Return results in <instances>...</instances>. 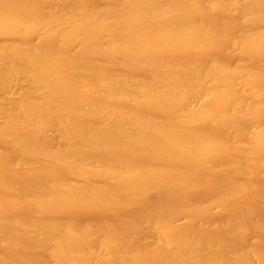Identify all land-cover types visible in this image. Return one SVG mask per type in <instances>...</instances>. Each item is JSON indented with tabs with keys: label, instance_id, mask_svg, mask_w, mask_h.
Wrapping results in <instances>:
<instances>
[{
	"label": "bare ground",
	"instance_id": "1",
	"mask_svg": "<svg viewBox=\"0 0 264 264\" xmlns=\"http://www.w3.org/2000/svg\"><path fill=\"white\" fill-rule=\"evenodd\" d=\"M91 1L0 0V264H264V0Z\"/></svg>",
	"mask_w": 264,
	"mask_h": 264
},
{
	"label": "rangeland",
	"instance_id": "2",
	"mask_svg": "<svg viewBox=\"0 0 264 264\" xmlns=\"http://www.w3.org/2000/svg\"><path fill=\"white\" fill-rule=\"evenodd\" d=\"M92 1H94V0H92ZM91 1V2H92ZM239 1H243V0H239ZM245 1V0H244ZM243 1V2H244ZM96 0H95V2L93 3L94 5L96 4ZM100 2V1H99ZM99 2H97V3H99ZM101 5V2H100V4H97V5H95V6H100ZM210 20L212 19L211 17L209 18ZM209 19H208V21H209ZM3 39L2 38H0V41H2ZM217 52V55H218V52H222V50H218V51H216ZM223 52L225 53L226 51L225 50H223ZM224 53L222 54V55H224ZM228 51L225 53V55L226 56H228V57H226L225 55L224 56H222L221 54H219L221 57H222V59L221 58H219V59H221L222 61H225L226 59L227 60H229V61H231L230 63H234L235 65H236V63L237 64H239V65H244L245 67H246V63L248 62V61H250V62H253V61H255V59L254 58H252L253 60L251 61V58H248L249 60L248 61H246L247 60V58H246V60H244V59H242V58H240V55L239 54H235V53H233L234 55H236L235 57H233L232 58V56H230V53H229V55H228ZM217 55H216V57H217ZM218 55V56H219ZM232 55V54H231ZM233 55V56H234ZM242 56V55H241ZM223 57H225V59L223 58ZM257 61V60H256ZM228 63V62H227ZM258 63V62H257ZM232 64H230V65H232ZM248 64H250L249 62H248ZM247 64V65H248ZM253 64L255 65V67H257L256 65L257 64H255V63H252V65H250V68H254V67H251V66H253ZM247 68H248V66H247ZM258 81V80H257ZM14 93H12L11 94V96L13 95ZM10 96V97H11ZM14 96H15V94H14ZM203 98L205 99V97H202V100H203ZM201 99H199V100H197L196 102H194V104L196 103V105H197V103L199 102V101H202ZM195 105V106H196ZM49 132H44V135H43V133L42 134H39L40 136H42L43 138H45V137H49L48 135H54V131L53 130H48ZM52 133V134H51ZM47 136H46V135ZM39 135H37V139L39 138ZM42 137H40L41 139H42ZM53 143H55L54 144V146L55 147H58V144L56 143V142H52L51 144L53 145ZM57 145V146H56ZM2 146L0 145V148H1ZM2 149L4 150V148L2 147ZM1 150V149H0ZM257 175V174H256ZM255 176V175H254ZM255 177H257V179L255 180V179H252V182L253 181H256V182H258L257 184H255V182H253L259 189H260V187L261 186H263L262 185V183L264 182L263 181V179L261 178L262 176H260V174H259V177L260 178H258V175L257 176H255ZM253 178V177H252ZM264 178V177H263ZM260 181H262V183H259ZM264 184V183H263ZM262 189H263V191H264V186L262 187ZM261 189V190H262ZM260 190V191H261ZM262 191V192H263ZM264 194V193H263ZM233 203V202H232ZM237 203L236 202H234V209L237 207V205H236ZM229 205H231V204H229ZM229 208V207H228ZM233 207H232V205H231V207H230V209H232ZM258 213H259V211H257ZM258 213H256L255 212V214H258ZM95 215V214H94ZM94 215H92V217H97V216H94ZM262 216V212H260V214H259V216L258 215H256L255 217L256 218H259V217H261ZM220 216H221V214H220V207H219V205L218 204H213L211 207H210V209L208 210V212L207 213H205V214H203V215H201V217L200 216H197V217H195L194 219H195V222L198 224V225H203V223H211V222H216V221H218L219 220V218H220ZM88 217H91V216H88ZM91 217V218H92ZM84 218V217H83ZM87 218V217H86ZM91 218H88V220L89 219H91ZM96 218H92L91 219V221L92 220H95ZM216 220V221H215ZM187 221V217L185 216V215H177V216H175L173 219H172V223L173 224H175V225H183V224H185V222ZM131 236H135V233L133 234V233H131L130 234ZM138 238L142 241V242H148V243H153V242H155L156 241V237L154 236V235H151V234H147V233H142V234H140L139 236H138ZM260 241V240H259ZM258 244H262V241H261V243H258ZM262 246H264V245H262ZM261 246V248H263ZM264 249V248H263Z\"/></svg>",
	"mask_w": 264,
	"mask_h": 264
}]
</instances>
